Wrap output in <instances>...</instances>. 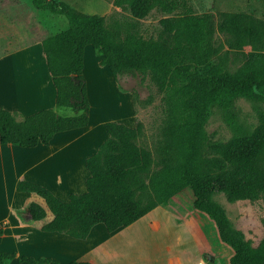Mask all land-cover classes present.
<instances>
[{
	"label": "trees",
	"instance_id": "1",
	"mask_svg": "<svg viewBox=\"0 0 264 264\" xmlns=\"http://www.w3.org/2000/svg\"><path fill=\"white\" fill-rule=\"evenodd\" d=\"M32 4L67 21L64 29L41 41L55 104L19 120L0 108V144L48 145L56 133L88 124L90 104L83 74L87 45L101 55L99 63L115 79L126 70L148 74L164 92L165 112L156 161L151 150L138 143L143 135L141 122L129 126L107 121L108 136L85 159L89 172L85 192L70 193L62 200L43 185L21 180L18 189L40 196L53 214L41 230L85 239L94 225L102 223L111 233L189 188L192 208L214 222L220 240L233 250L229 264H264V238L253 246L232 227L225 209L214 199L223 194L229 202L255 201L264 194V51L244 49L250 34L249 14H196L187 0H113L114 6L129 10L137 20L153 9L166 14L158 20L155 39L131 32L118 39L106 30L105 16L80 12L63 1L32 0ZM216 33L225 35L224 51L214 40ZM230 55L239 62L233 69L225 64ZM214 56L219 62L210 64ZM236 97L262 104L258 124L251 130L235 123ZM213 106L225 112L234 129L226 141L207 137L205 124ZM60 109H69L71 114L61 115ZM27 211L31 221L46 216L36 202H30ZM2 237L0 226V241ZM13 259L28 264H93L0 251V264Z\"/></svg>",
	"mask_w": 264,
	"mask_h": 264
},
{
	"label": "crops",
	"instance_id": "2",
	"mask_svg": "<svg viewBox=\"0 0 264 264\" xmlns=\"http://www.w3.org/2000/svg\"><path fill=\"white\" fill-rule=\"evenodd\" d=\"M53 1H63L80 12L100 16H105L115 7L112 3L113 0H109L107 5L98 1L101 4L100 8L94 7L95 5H84L80 3L81 0ZM256 9V6L252 5L246 9L217 8V11L248 13L251 33L253 23L264 25V16L259 14L260 19H258L255 14ZM38 17L41 20H38ZM46 21L53 26L60 25L59 30L50 32L49 35L64 29L67 25L64 16L52 17L48 10L35 8L32 0H0V41L4 43L0 44V108L9 110L19 118L42 108L54 107L55 104L56 92L41 46V41L49 36L48 33H44L47 30L46 25H48L44 24ZM88 46L90 45L84 49V59L85 55H93V51L91 53L86 51ZM34 47H37L36 52H39H37L38 60L35 61H33ZM97 59L99 63L101 55ZM105 68L109 70L107 66ZM37 71L40 80L33 84L35 80L32 75ZM109 72L111 73L110 70ZM105 122L107 120L101 122L104 128ZM88 124L82 128L56 133L48 145L39 143L33 147H23L0 144V226L3 228L0 251L15 252L19 256L27 255L34 258L51 257L61 262H69L83 257L82 261H89L93 264L200 263L199 261L202 259L200 250L209 247V242L214 240L218 234L217 229L211 231L210 236L205 237L199 234L197 226L189 227L187 223L183 227L175 225L176 230L185 232V240L173 241L171 235L167 234L168 241L165 240L166 236H161L159 240L147 243L149 258L137 260L131 256L124 257L120 254L113 261L109 259V256L116 255L115 245H113L115 238L119 236L120 232L127 230L144 216L131 225L111 233L107 232L102 223H98L91 228L85 239L73 238L57 231L41 230V226L49 222L53 214L40 196L33 192L20 191L18 183L21 180L38 183L47 187L62 200H67L70 193L85 192V181L89 176L85 167V159L95 153L99 144L108 136L107 131L106 133L93 131L92 127H88ZM97 136L101 138L94 148ZM92 144L94 150L84 153V150L91 147ZM74 155L76 156L74 157ZM79 160L85 169L81 167L78 171L74 167V162ZM184 190L187 189L184 188L175 195L180 196ZM189 199L192 204L193 194L190 191ZM30 202H36L46 210V216L43 219L39 221L29 219L27 205ZM164 207V204H160L153 210L162 212ZM167 207L171 208L169 205ZM190 210L193 214L197 211H194L192 207ZM190 223L193 224V221L191 220ZM184 228L189 229L188 232ZM76 257L77 259H75ZM10 264L28 263L13 259Z\"/></svg>",
	"mask_w": 264,
	"mask_h": 264
},
{
	"label": "rangeland",
	"instance_id": "3",
	"mask_svg": "<svg viewBox=\"0 0 264 264\" xmlns=\"http://www.w3.org/2000/svg\"><path fill=\"white\" fill-rule=\"evenodd\" d=\"M98 1L106 5L109 2V0H81L80 3L95 5L94 7L100 8L101 4ZM187 1L196 14L204 12L215 13L217 8L246 9L253 5L257 8L255 10L257 18H259V14L264 16V0ZM50 13L49 11V15L52 17L58 16ZM163 16H166V14L153 9L145 18L137 20L131 16L129 10H122L120 7L115 6L105 15L106 30L111 33V36L118 39H123L130 32L139 34L145 39H155L160 30L158 20ZM37 19L41 20L40 17ZM64 19L66 21L65 17ZM44 24H48L46 25V32L44 31L48 35L50 32L60 29V25L53 26L47 21ZM112 28L115 29L112 30ZM214 40L217 44L223 46L222 51L227 48L224 43V34L216 33ZM0 44L3 45L4 43L0 41ZM244 49L246 51H264V25L258 24L251 27V33ZM36 50L37 47H34L33 61L38 60V51L36 52ZM86 51L90 53L93 51L92 56L85 55L83 69L90 104L88 127H92L93 131L106 133L104 125L101 123L103 120L116 121L127 125L131 124L132 126L137 122H141L143 124V135L139 138L138 143L150 149L156 161L165 118L162 100L164 92L158 90L148 74H142L137 70L123 71L115 79L105 66H101L98 63L97 58L99 55L91 46H88ZM218 62L219 59L216 56L209 61L210 64H217ZM225 64L229 69H233L239 65V62L234 59L233 55H230ZM38 73L37 71L32 75L33 80H35L33 84L40 80ZM260 108H262L261 103L250 101L244 97H236L233 103L236 125L247 130L253 129L258 124V110ZM59 113L68 115L71 114V111L69 109H60ZM16 119L19 120L21 118L16 117ZM205 131L211 141H226L234 133L233 127L226 120L225 112L217 106L211 108L205 124ZM100 138V136H97L94 148ZM94 148L92 144L91 147L84 150V153H89ZM78 155L81 156V154ZM74 167L78 171L81 167L83 168L81 161L74 162ZM153 167H156V164H153ZM186 189L180 196L174 195L168 201L162 203L165 205L162 212L152 210L140 221L134 223L133 226L120 232L113 243L116 255H110L109 259L112 261L116 260L122 254L124 257L131 256L133 259L139 260L142 258V260H145L150 256L146 246L147 243L159 240L161 236H166L165 240H167V234L171 235L173 241L185 240V232L176 230L175 225L183 227L187 223L189 227L197 226L199 227V234L205 237L210 236L211 231L216 229L214 222L201 212L196 211L194 214L191 212L192 204H190L189 199V191L191 192V190L189 188ZM214 199L225 209L232 227L241 231L244 238L253 246H258L264 238V194L255 201L238 200L229 202L223 194L214 195ZM168 205L171 207L170 209L167 207ZM191 220L193 224L190 223ZM188 230L185 229L186 232ZM209 243L208 248L200 250L202 259L198 264H229V258L233 250L220 240L218 234ZM77 260H84V258L81 257V259Z\"/></svg>",
	"mask_w": 264,
	"mask_h": 264
}]
</instances>
